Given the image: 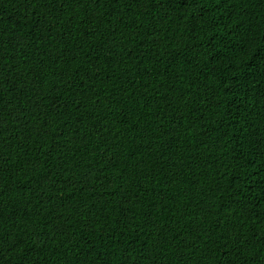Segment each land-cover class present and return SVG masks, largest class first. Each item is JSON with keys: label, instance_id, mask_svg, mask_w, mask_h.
<instances>
[{"label": "trees", "instance_id": "1", "mask_svg": "<svg viewBox=\"0 0 264 264\" xmlns=\"http://www.w3.org/2000/svg\"><path fill=\"white\" fill-rule=\"evenodd\" d=\"M0 264H264V0H0Z\"/></svg>", "mask_w": 264, "mask_h": 264}]
</instances>
